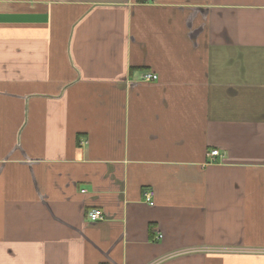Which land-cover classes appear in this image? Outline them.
I'll list each match as a JSON object with an SVG mask.
<instances>
[{"label": "crops", "instance_id": "crops-1", "mask_svg": "<svg viewBox=\"0 0 264 264\" xmlns=\"http://www.w3.org/2000/svg\"><path fill=\"white\" fill-rule=\"evenodd\" d=\"M0 264H264V0H0Z\"/></svg>", "mask_w": 264, "mask_h": 264}, {"label": "built area", "instance_id": "built-area-1", "mask_svg": "<svg viewBox=\"0 0 264 264\" xmlns=\"http://www.w3.org/2000/svg\"><path fill=\"white\" fill-rule=\"evenodd\" d=\"M144 79L147 81H155L158 79V75L153 74V73H147L144 75ZM219 153H220L219 150H212L210 152V156L214 157L216 155H219ZM144 196H145V200L147 202H149L150 204H152L153 193L148 191L144 194ZM88 217L91 221L104 220L105 214H104V211L102 209L95 208V209H91L89 211Z\"/></svg>", "mask_w": 264, "mask_h": 264}]
</instances>
